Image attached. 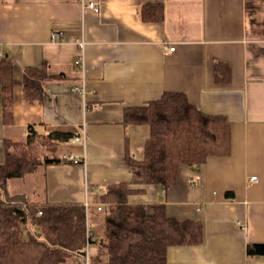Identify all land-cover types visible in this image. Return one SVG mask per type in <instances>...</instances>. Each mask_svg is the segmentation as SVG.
Here are the masks:
<instances>
[{
	"label": "crops",
	"instance_id": "0c3cea01",
	"mask_svg": "<svg viewBox=\"0 0 264 264\" xmlns=\"http://www.w3.org/2000/svg\"><path fill=\"white\" fill-rule=\"evenodd\" d=\"M89 2L100 12L83 6ZM157 3L163 20L144 21L142 6ZM0 56L14 62L9 124L0 86V163L5 140L26 141L30 126L77 136L85 129L87 140L85 148L73 140L68 148L84 162L11 179V195L89 203L92 217L107 206L100 199L109 186L127 183L134 191L129 204H164L172 217L203 223V243L170 247L168 264H264L247 254L250 244L264 243V0H0ZM44 65L62 78L45 83L44 101L28 102L25 70ZM83 84L84 93L73 90ZM165 92L184 93L229 128L227 152L195 169L181 165L167 191L132 183L125 157L144 160L151 129L124 122L126 109ZM38 171L42 194L32 199L16 181Z\"/></svg>",
	"mask_w": 264,
	"mask_h": 264
},
{
	"label": "trees",
	"instance_id": "16d2710c",
	"mask_svg": "<svg viewBox=\"0 0 264 264\" xmlns=\"http://www.w3.org/2000/svg\"><path fill=\"white\" fill-rule=\"evenodd\" d=\"M141 14L144 21H162L164 6L145 4ZM13 75L12 59L0 56L5 124L12 120ZM60 78L47 65L27 68L25 100L44 101L45 83ZM124 122L151 129L144 160L137 161L130 154L125 157L133 184H154L167 191L177 184L181 165L195 169L228 150L227 122L204 114L182 92H165L147 106L126 109ZM76 136L30 126L26 141L5 140L6 159L0 163V264H67L71 259L78 263L85 261L87 253L89 264H168L170 247L203 243L202 222L172 217L164 204H129L128 196L134 191L127 183L109 186L101 196V202L109 206L108 210L97 208L104 220L101 236L91 230L90 209L85 204H39L8 192L11 179L23 178L41 166L70 161L55 154ZM247 254L264 257V243L250 244Z\"/></svg>",
	"mask_w": 264,
	"mask_h": 264
},
{
	"label": "rangeland",
	"instance_id": "374dc122",
	"mask_svg": "<svg viewBox=\"0 0 264 264\" xmlns=\"http://www.w3.org/2000/svg\"><path fill=\"white\" fill-rule=\"evenodd\" d=\"M219 144L220 143H218V146H219ZM81 145L83 147V144H81ZM211 147L213 149H215V148H217V144L212 143ZM68 148H69V144L61 145L59 151L55 155L58 157H61V158L64 156V154L68 155V153H69ZM42 176H43V173H39V171H38L35 175L29 177L30 179H27L28 181H24V182L16 181V182H18V184H21V187L27 193L28 197L30 196L32 199H37L36 197H39L42 194V191H41L42 184H43V177ZM15 180H19V179H15ZM19 182H21V183H19ZM36 192L38 194H37V196H34L36 194ZM90 207H91V205L89 204V209H90ZM97 208H99V210H100V207H97ZM89 214H90V211H89ZM90 227H91V230L96 232L98 235H100V236L104 235V220H103V214L102 213L97 212V211L94 212V215L90 219ZM68 264H73L72 260H69Z\"/></svg>",
	"mask_w": 264,
	"mask_h": 264
},
{
	"label": "built area",
	"instance_id": "2783aa9c",
	"mask_svg": "<svg viewBox=\"0 0 264 264\" xmlns=\"http://www.w3.org/2000/svg\"><path fill=\"white\" fill-rule=\"evenodd\" d=\"M83 6H85V8L92 9V10H94L97 13L100 12V10H101V6L99 5V3H96V2H89L87 5L83 4ZM57 38H58V34L54 33L52 35V40L54 41ZM81 46L83 47V44H81ZM174 50H175V48H169V51H174ZM80 62H82V60ZM73 90L75 92H77V93H84L85 92V85L83 84L82 86H76V87H74ZM73 141L76 142V143L83 144V147L85 148L86 147V141H87L86 140L85 129H83L81 134L78 135L77 137H75V139ZM67 159L72 161V162H74V163H82V162L85 161V155H83V156L78 155L77 156V155H74V154H70V155L67 156ZM256 179H257V177H252V180H256ZM191 182L196 183L197 182V178L192 177L191 178ZM85 205H86L87 208H89V204L88 203H86ZM102 209L108 210L109 207L108 206H104V207L100 206V210H102ZM89 261H90L89 260V254L87 253L85 261L84 262L82 261L81 264H89Z\"/></svg>",
	"mask_w": 264,
	"mask_h": 264
}]
</instances>
